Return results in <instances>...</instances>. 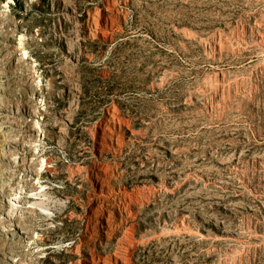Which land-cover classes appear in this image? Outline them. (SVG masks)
Segmentation results:
<instances>
[{"label":"rangeland","instance_id":"obj_1","mask_svg":"<svg viewBox=\"0 0 264 264\" xmlns=\"http://www.w3.org/2000/svg\"><path fill=\"white\" fill-rule=\"evenodd\" d=\"M0 264H264V0H0Z\"/></svg>","mask_w":264,"mask_h":264}]
</instances>
